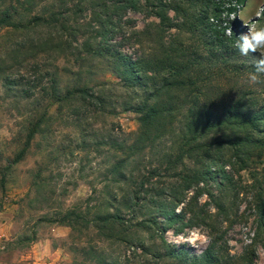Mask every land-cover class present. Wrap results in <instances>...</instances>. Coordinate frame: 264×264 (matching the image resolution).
Masks as SVG:
<instances>
[{
	"label": "rangeland",
	"instance_id": "rangeland-1",
	"mask_svg": "<svg viewBox=\"0 0 264 264\" xmlns=\"http://www.w3.org/2000/svg\"><path fill=\"white\" fill-rule=\"evenodd\" d=\"M12 1L5 0L0 10ZM91 1L32 0V4L22 5L20 14L32 7L25 17L40 18L41 22L33 24L36 28L0 32V264H99V255L114 264H180L167 258L154 259V255H165L160 235L154 229L135 228L156 211L151 203L153 192L165 189L168 196V190L178 187L188 168L195 165L185 160L170 169L161 158L160 152L175 149L180 125L176 121L165 140L130 159L124 170L127 183H114L113 169L124 155L113 145L116 141L131 145L140 131L139 116L127 109L151 98L158 84L148 80L145 88L128 87L123 76L109 65L110 58L88 54L86 45L115 46L124 55L150 60L163 57L166 48L180 43L187 55L201 58L207 66L216 55L203 39L197 40V35L188 31L183 15L191 19L193 15H209L211 22L214 15H222V26L228 25L238 37L248 31L246 24L264 26V0H215L221 5L219 13L208 8L207 0H161L165 14L181 24L182 30L177 26L164 29L150 14L149 1L140 0L141 12L110 16L113 22L107 23L103 42L95 22L100 9L96 10ZM231 6L235 7L233 12L228 10ZM173 9H178L177 13ZM100 17L108 19L106 15ZM257 56L259 53L241 56L238 49L227 55L229 60L235 57L237 67L245 62L254 65ZM244 69L231 78L232 83H239L229 86L231 96L250 83V73L243 75ZM7 80L16 85L12 90ZM250 84L254 90L264 88V75L258 83ZM84 87L90 89L92 97L70 96ZM44 89L49 96L44 95ZM53 90L62 101L49 107ZM46 107V123L24 156L18 158L31 121L42 117ZM224 135L221 132L217 137ZM259 154L255 150L248 167L241 170L233 151L226 149L222 160L230 163L225 166L227 179L215 175L213 180L185 192V198L175 204V212L185 216L184 230L177 234L168 228L164 236L167 243L193 256L213 247L222 264H264V226L261 229L254 198L264 186V155L260 158ZM221 168L224 170L222 164L215 169ZM154 169H159L158 178L151 177ZM115 194L120 202L113 206L111 196ZM136 194L144 202L134 204L137 216L131 221L132 210L122 203ZM98 211L120 212L123 223L118 231L128 238L118 241L99 236L97 225L92 223ZM70 212L89 223L73 230L56 222ZM159 220L164 222L160 215ZM126 228L129 230L124 232ZM131 237L143 241L150 256L143 255L141 249L134 256Z\"/></svg>",
	"mask_w": 264,
	"mask_h": 264
},
{
	"label": "trees",
	"instance_id": "trees-1",
	"mask_svg": "<svg viewBox=\"0 0 264 264\" xmlns=\"http://www.w3.org/2000/svg\"><path fill=\"white\" fill-rule=\"evenodd\" d=\"M147 1H149L147 7L152 8L150 14L159 19L164 29H172L177 26L182 30L181 24H175L165 14L163 9L165 6L161 0ZM91 2H93L92 4H94L96 10L97 8L100 9L99 13H95L97 16L95 22L99 26L97 36H101L103 42L107 37L106 25L113 22V17L110 16L125 15L128 11H142L140 0H94ZM207 2L209 3L208 8H213L215 13L222 12L221 5L217 4L215 0H207ZM5 3V0H0V7ZM23 4H32V0H13L9 6L0 10V32L3 30L33 29L36 28V25L33 24L41 22V19L37 16L26 19L25 15L31 13L32 7H26L24 9L25 13L21 15L20 10ZM177 10L173 9L176 13ZM228 10L233 12L235 7L231 6ZM101 15H106L108 19L103 21ZM183 17V22L185 26H188V31L195 33L198 37L197 40L203 39L206 45L212 47L210 50L216 55L213 56L212 62L207 66L201 61V58L187 55L186 50L183 49L180 43L166 48L163 57L151 58L150 60L144 59L142 56L136 59L124 55L115 46L100 47L97 45L98 47H96L89 42L86 45V52L99 58L108 56L110 58L107 59L109 65H111L114 72L123 76L128 87L145 88L148 80L158 84L154 87V93L150 95L151 98L144 99L142 103L131 105L127 109L139 116L140 131L137 139L131 145L119 141H116L113 145L116 147L117 152L124 155V158L118 161L113 169V182L119 185L127 183L129 180L124 170L130 159L135 155L142 154L147 146L152 147L153 144L165 140L167 132L169 129L172 130L176 121L180 125V137L177 140L175 149L170 147L168 151L160 152L161 158L168 164L170 169H174L175 165L179 163L184 164L185 160L194 161L195 164L192 168H188V173L184 175L182 183L178 187L168 190V196L165 189L153 192L151 203H153V208L156 211L151 218L135 226L137 229H154L160 235L162 243L166 247L165 255H154V259L163 260V258H167L168 260L179 261L180 264H222L221 259L218 257L219 253L214 251L213 247L200 256H193L184 249L168 244L164 236L168 228L174 229L177 234L184 230L185 225L182 221L185 216L175 212V204L185 198L186 191L198 188L201 183L207 180H213L215 175L219 177L223 175L222 178L227 179L225 177V166L230 163L222 160L223 156L225 157L226 149L233 151L241 170L248 167L255 150L260 153L258 157L261 158L264 155V98L262 97L264 88L254 90L255 87L248 83L243 85L242 89H238L235 95L231 96L229 86L239 85L238 82L232 83V76H235L237 72L240 73L242 68H245L243 75L255 71L254 65L249 64L248 66V63L245 62L242 63L241 67H237L233 63L235 57H232L233 60H229L227 57L228 54L237 50L235 46L238 37L237 32L232 31L231 35L227 34L229 26H222V23H224L222 15H214L213 22L210 21L209 15H193L192 19L188 18L190 15H183ZM54 19L56 20V18ZM44 21L42 18V24ZM20 48L24 49L25 46H20ZM1 63L3 64V61H0V71L3 69ZM149 74H152V76L148 77ZM224 78L229 82L225 83ZM7 83L8 88L11 90L13 86H16L10 80H7ZM46 90L43 91L44 95L49 96ZM72 93L74 94L70 93V96L75 94L93 96L90 89L85 87L74 90ZM52 94V102L50 101L49 107L53 103L62 101L58 100L60 94L56 90H53ZM48 109L46 107V113L42 117L36 119V121H34L35 119L31 121L28 127L25 148L18 155V158L24 156L31 140L40 132L41 125L46 123ZM221 132L226 135L217 137ZM214 149L217 151L214 152ZM221 164L224 170L222 168V171L215 169ZM158 170H153L152 178L160 176ZM146 181L149 182L148 179ZM146 181L142 182V186L145 185ZM139 196L136 194L131 197L130 201L124 200V203H122L124 207L132 210L133 218L131 221L135 220L137 216L134 211V204L138 205L140 201L144 202V199L140 200ZM254 198L257 202L256 212L260 216L262 229L264 226V186L260 188V193L254 195ZM167 199H170V201ZM117 202H120L118 195L111 196V204L114 206ZM218 207L220 208L221 205H218ZM159 215L164 219V222L159 220ZM122 220L123 217L118 211L117 213L98 211L93 217L92 223L97 225L95 226L99 236L109 240L124 241L128 237L122 231H118L122 226ZM56 222L73 228V230H77L78 226L84 228L83 223H89L80 214L73 212L59 217ZM127 230L129 228H126L124 232H127ZM142 242L139 238L133 240L131 237L129 243L130 247L133 248L134 256L138 254V249L143 251V255L150 256ZM98 263L114 264L106 262L100 255L98 256Z\"/></svg>",
	"mask_w": 264,
	"mask_h": 264
},
{
	"label": "clouds",
	"instance_id": "clouds-1",
	"mask_svg": "<svg viewBox=\"0 0 264 264\" xmlns=\"http://www.w3.org/2000/svg\"><path fill=\"white\" fill-rule=\"evenodd\" d=\"M256 15L259 17L260 12ZM232 19H235V14H232ZM248 31L237 37L236 48L241 56H248L259 53L254 61L255 71L249 74V82L252 84L259 82L260 75H264V26L258 27L255 22L244 25ZM227 34L231 35L232 31L229 28Z\"/></svg>",
	"mask_w": 264,
	"mask_h": 264
}]
</instances>
